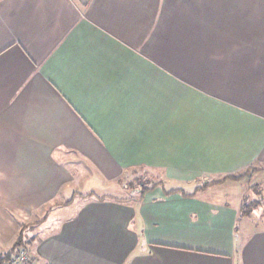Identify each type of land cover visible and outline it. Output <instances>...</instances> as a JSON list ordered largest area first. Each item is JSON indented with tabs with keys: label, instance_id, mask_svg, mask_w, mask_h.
Returning <instances> with one entry per match:
<instances>
[{
	"label": "crops",
	"instance_id": "crops-1",
	"mask_svg": "<svg viewBox=\"0 0 264 264\" xmlns=\"http://www.w3.org/2000/svg\"><path fill=\"white\" fill-rule=\"evenodd\" d=\"M135 170L141 196L76 187ZM253 179L264 0H0V252L26 229L29 264H264Z\"/></svg>",
	"mask_w": 264,
	"mask_h": 264
},
{
	"label": "rangeland",
	"instance_id": "rangeland-1",
	"mask_svg": "<svg viewBox=\"0 0 264 264\" xmlns=\"http://www.w3.org/2000/svg\"><path fill=\"white\" fill-rule=\"evenodd\" d=\"M83 168L87 169L89 168V166L87 165V163L85 162ZM142 181L148 182L150 181V179H148V177H144V175L141 173V170H135L132 175L125 177L124 179L120 180L118 182V186L120 187V191H119V187L116 184H113L111 182H107L105 181L102 177L98 178V177H89L88 175H85L84 178L80 179L79 182H77L76 187L80 190H84V191H89V190H93L96 194L104 196V195H111V196H119L120 193H122L123 191L126 192L127 194H132L135 192H139L140 187L142 186L141 183ZM256 181L255 179L251 180V184L249 181H245L244 182V186L242 188H239V191L242 192L241 194L246 197V205H251L253 203H257V204H262L264 205V184H255ZM106 182V183H105ZM151 181L148 182L149 185H151ZM249 187V189H248ZM134 190H137L135 192H132ZM122 190V191H121ZM124 194V193H122ZM69 196V195H68ZM206 194H201V199L204 200V198H206ZM257 212H254V214L251 216V218L249 219H245L244 223L242 224H237L238 227L242 226V230L245 232L244 236H246V233H249L250 230H254L257 226L256 223H254L256 220V214ZM242 218V217H241ZM259 222V221H258ZM262 223V222H261ZM27 227V226H26ZM25 227V228H26ZM248 236H250V234H248ZM21 237L23 239V244L21 247H27L25 245L26 242H28L26 240L27 236H26V229L25 231L20 235H17L15 237L14 240H18V238ZM14 242H12L11 244L13 245ZM28 248V247H27ZM4 250V249H3ZM9 250V249H6ZM2 251L0 253H4L6 252Z\"/></svg>",
	"mask_w": 264,
	"mask_h": 264
},
{
	"label": "trees",
	"instance_id": "trees-1",
	"mask_svg": "<svg viewBox=\"0 0 264 264\" xmlns=\"http://www.w3.org/2000/svg\"><path fill=\"white\" fill-rule=\"evenodd\" d=\"M251 171L254 170V169H250ZM249 170V171H250ZM246 173V172H245ZM244 175H239V176H235V175H226L224 176L222 179L220 180H225L226 178H233V179H239L241 177H243ZM150 182V181H148ZM148 182H145V181H142L141 183V187L139 189V195L141 196L145 191L149 190L150 188H152L151 185L148 184ZM203 187V186H202ZM137 190H134L132 192H135ZM130 195V194H129ZM129 198V197H128ZM259 206V204L257 203H253L251 205H247L244 207L243 209V213L244 214H249L254 208H257ZM23 244V239L21 237L18 238V240L16 241V243L14 244L13 248H10L8 251H6L5 253H1L0 256H1V259H4L6 258L10 252H12L13 250L17 249L19 246H21ZM5 260V259H4ZM3 260V261H4ZM2 261V260H1Z\"/></svg>",
	"mask_w": 264,
	"mask_h": 264
},
{
	"label": "built area",
	"instance_id": "built-area-1",
	"mask_svg": "<svg viewBox=\"0 0 264 264\" xmlns=\"http://www.w3.org/2000/svg\"><path fill=\"white\" fill-rule=\"evenodd\" d=\"M4 259H1L0 256V264H29L31 262V255L27 248L18 247Z\"/></svg>",
	"mask_w": 264,
	"mask_h": 264
}]
</instances>
